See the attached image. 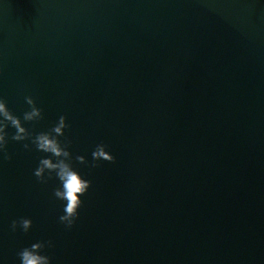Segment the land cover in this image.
I'll return each instance as SVG.
<instances>
[{"label":"water","instance_id":"1","mask_svg":"<svg viewBox=\"0 0 264 264\" xmlns=\"http://www.w3.org/2000/svg\"><path fill=\"white\" fill-rule=\"evenodd\" d=\"M0 98L116 161L75 166L91 187L66 230L46 154L9 139L0 264L48 240L51 264H264V0H0Z\"/></svg>","mask_w":264,"mask_h":264},{"label":"clouds","instance_id":"2","mask_svg":"<svg viewBox=\"0 0 264 264\" xmlns=\"http://www.w3.org/2000/svg\"><path fill=\"white\" fill-rule=\"evenodd\" d=\"M24 99L29 111L23 114L22 121L34 125L43 119V110L36 106L32 97L26 96ZM6 103L3 98H0V160L9 162L12 159L7 149L9 139L12 142L21 143L25 151H31L34 147L37 152L46 154V158L39 160L33 175L41 184H47L54 178L59 181V186L53 189V196L66 206L63 208L64 214L59 216L58 221L66 230H70L78 219L79 209L83 204L81 197L85 196L91 187V181L84 179L75 166L97 168L100 167V162L114 164L115 157L109 154L106 150L107 146L101 143L92 152L91 164L83 156L76 155L73 158L69 151L71 141L65 136V130L69 129L70 125L66 123L64 116H60L56 124L48 131L34 134L23 126L21 119L6 107ZM9 127L15 130L10 137L6 131ZM31 227V219L24 217L13 220L10 225L13 233L19 229L27 234ZM53 246V242L48 240L21 249L17 253L20 264H51V257L42 253Z\"/></svg>","mask_w":264,"mask_h":264}]
</instances>
